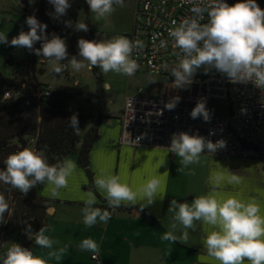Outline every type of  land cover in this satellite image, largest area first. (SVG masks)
Listing matches in <instances>:
<instances>
[{"label":"clouds","instance_id":"obj_1","mask_svg":"<svg viewBox=\"0 0 264 264\" xmlns=\"http://www.w3.org/2000/svg\"><path fill=\"white\" fill-rule=\"evenodd\" d=\"M34 0H30L33 3ZM91 13L96 17L111 15L115 6H124V0H86ZM54 12L48 13L54 19L67 14L72 7L70 0H48ZM192 16L169 29V37L173 41V55L177 57L170 74L175 78L172 87L187 89L200 69L207 73L211 69L226 76L232 83L251 82L264 93V9L256 0H238L229 5L226 0H200L190 9ZM207 15V22L205 20ZM29 31H21L10 41L5 33H0V44L27 48L38 57H44L52 62L51 71L59 75L63 71L62 61H68L71 68L80 72L87 68L98 67L102 74L115 72L133 76L139 68L133 53L142 50L144 45L139 40H130L125 36H117L110 40H86L80 38L77 43L78 55L69 57L66 41L56 34L49 39L46 35L47 25L39 22L35 15L26 18ZM66 26L74 27L76 31H88L87 23L67 21ZM40 42V47L34 45ZM167 69V65L164 66ZM154 82V81H152ZM110 91L108 83L102 86ZM179 96L172 97L165 103V108L173 110L180 102ZM242 112L245 110H241ZM192 119L201 118L210 122L211 114L206 107V98L201 97L191 110ZM68 125L74 132H79L78 114L73 113L68 119ZM226 142L221 139L212 142L199 134L187 132L173 133L168 152L180 157L178 171L199 162L200 156L207 150L213 154L223 149ZM6 168L0 169V182L10 185L20 193L27 194L38 184H46L52 196L60 189L67 188L68 178L76 170V163L65 158L62 162L49 164L43 149L25 147L20 151L10 153L4 160ZM231 182L239 184L240 178L231 177ZM95 186L104 194L108 207L115 209L122 204H136L138 198L152 204L157 197L158 189L164 183L157 176L148 180L136 190L119 175H100L94 180ZM82 209L83 223L86 227L94 226L98 221L107 223L111 218L108 210L94 207L96 197L89 193ZM11 217L10 206L3 195H0V224L5 223V213ZM168 212H172L174 223L169 231L161 237L162 241L187 243L189 231H196V222L203 226V248L207 256L219 261V264H264V214L255 201H245L240 194L219 196L215 191L195 197L190 203L178 202L173 199ZM180 226L182 235H175ZM29 239L40 248L51 249L54 241L45 233L48 227H41L33 233L31 225L24 229ZM61 249V252L66 250ZM81 251L93 253V259L99 252V245L91 238H86L79 244ZM49 256H59L50 252ZM2 264H48L43 257L37 256L29 248L18 243H12L2 260Z\"/></svg>","mask_w":264,"mask_h":264},{"label":"crops","instance_id":"obj_2","mask_svg":"<svg viewBox=\"0 0 264 264\" xmlns=\"http://www.w3.org/2000/svg\"><path fill=\"white\" fill-rule=\"evenodd\" d=\"M136 8L137 3L132 29L127 36L134 27ZM158 88L156 86L155 90ZM123 110L116 120L107 115L100 124V138L90 153L94 188L88 173L79 165L77 155L72 154L67 159L73 160L77 167L68 178L67 188L60 189L56 196H52L46 184L39 191L40 197L50 205L49 231L45 234L54 243L51 249L37 246L33 253L43 257L48 264H219L208 257L203 248V228L207 226L202 227L199 221L196 231L188 230L186 244L162 241L163 234L171 230L170 226L175 222L174 214L168 212L170 203L173 199L190 203L195 197L212 191L219 196L239 193L241 199L255 201L264 214V162L202 154L198 163L179 172L181 158L166 149L119 144ZM100 175H119L133 190L150 176H157L164 183L152 204L143 207L146 200L138 198L134 205L122 204L111 209L94 183ZM232 176L239 177L241 182H231ZM89 193L96 197L94 207L111 213L107 223L98 221L92 227L83 223L82 209ZM174 234L182 235L179 225ZM86 238L98 243V260L93 259V253L80 250L79 244ZM65 246L66 250L61 252ZM50 252L57 253L59 259L50 257ZM244 264L249 262L245 260Z\"/></svg>","mask_w":264,"mask_h":264},{"label":"built area","instance_id":"obj_3","mask_svg":"<svg viewBox=\"0 0 264 264\" xmlns=\"http://www.w3.org/2000/svg\"><path fill=\"white\" fill-rule=\"evenodd\" d=\"M238 0H226L233 5ZM264 9V0H256ZM134 27L127 36L130 40L143 42V49L133 53L139 68L134 75L146 72L156 76L173 77L170 72L177 62L173 55V41L169 29L191 17L190 9L200 0H137ZM207 3V0H205ZM207 22V15L205 20ZM61 75L68 74L64 64ZM167 65V69H165ZM42 83V82H41ZM56 87L43 83L33 87L28 82L4 90L3 102H21L32 106L40 99L53 96ZM206 98V107L211 114L210 122L202 117L192 119L191 110L197 101ZM171 98L146 96L144 90L126 99L121 116V146L166 149L170 147L173 133L187 132L199 134L212 142L223 139L226 146L210 154L219 158L254 160L264 162V93L251 82L232 83L219 72L204 78H193V83L183 89L180 102L173 110L165 108ZM217 103L229 105V115L222 116L215 106ZM245 111H241V110ZM95 260H98L96 255Z\"/></svg>","mask_w":264,"mask_h":264},{"label":"rangeland","instance_id":"obj_4","mask_svg":"<svg viewBox=\"0 0 264 264\" xmlns=\"http://www.w3.org/2000/svg\"><path fill=\"white\" fill-rule=\"evenodd\" d=\"M136 1L124 0L123 7L115 6L116 10L111 15L97 18L95 13L90 12L86 0H70L72 7L68 9L67 14L59 19H54L48 14L54 12V8L48 3V0H34L33 3L27 0V4L25 0H0V33H5L10 41L21 31H28L29 26L26 24V18L35 15L36 18L44 20L49 28L55 26L59 21L64 24L67 21L87 23L88 29L93 31L95 39L98 41H107L117 36L127 37L132 29ZM80 38L85 39L84 31L74 30V39L69 42L70 46L67 50L69 57L78 55L77 43ZM63 63L68 67V74L57 75L51 71V61L43 60L41 57L34 59L27 48L0 44V98L4 90L10 85L23 82L32 73L38 81L51 83L57 90L71 88L77 91L79 89L80 93L68 100L66 107L72 111L81 109L86 115H92L94 121H98L101 109L104 117L108 115L116 120L124 109L127 97L138 93L140 90H144L146 96L156 98L175 96L181 98L183 95V89H176L171 86L174 77L156 76L144 71L133 76L115 72L102 74L103 84L108 83L110 91L103 90L100 94L93 68L91 70L85 68L76 72L71 68L68 61H62L61 64ZM216 72L215 69H211L205 73L204 69H200L194 77L204 78ZM156 86L159 87L158 91L155 90ZM215 106L220 115H229L227 103H217ZM11 206L10 211L12 213L15 204ZM5 221V223L0 224V260L4 258L12 243H18L31 250L36 249L37 245L34 239H29L25 232L11 230L6 232L10 221L7 212L5 213Z\"/></svg>","mask_w":264,"mask_h":264},{"label":"trees","instance_id":"obj_5","mask_svg":"<svg viewBox=\"0 0 264 264\" xmlns=\"http://www.w3.org/2000/svg\"><path fill=\"white\" fill-rule=\"evenodd\" d=\"M25 3L27 4V0ZM37 20L46 24L41 18H37ZM46 25L48 38L50 39L53 33L60 36L66 41L68 50L69 42L74 39V27L66 26L60 21L52 28H49L48 24ZM84 35L86 40H96L91 29L84 32ZM40 46V42L34 45L35 48ZM31 56L34 59L39 58L32 52ZM41 58L48 60L44 57ZM92 70L97 78L101 94L104 90L102 87L103 75L98 67H93ZM23 82H28L33 87L43 85L32 73ZM23 82L12 84L9 87L20 86ZM79 93V89L77 91L71 88L56 89L53 96L37 100L32 106H24L21 102L15 101L3 102L0 98V169L6 168L4 160L10 153L20 151L25 147L43 149L49 164L62 162L69 155L75 154L78 157L79 165L88 173L93 187L90 153L100 138L99 127L103 121L104 113L101 109L100 118L98 121H94L92 115H86L81 109L69 110L66 107L67 101ZM73 113L78 114L80 127L78 133L68 125V119ZM42 187L43 185L38 184L25 195L10 185L0 182V195L5 197L10 210L11 205L15 204L6 232L10 230L25 232L24 229L28 224L31 225L33 233L38 232L41 227L49 228L48 210L50 205L39 195ZM2 260L3 258L0 260V264H2Z\"/></svg>","mask_w":264,"mask_h":264}]
</instances>
